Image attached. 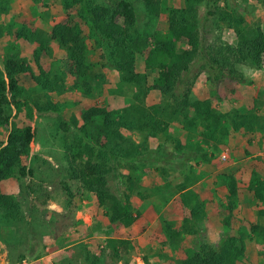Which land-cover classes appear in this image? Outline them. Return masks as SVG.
<instances>
[{
  "label": "trees",
  "instance_id": "16d2710c",
  "mask_svg": "<svg viewBox=\"0 0 264 264\" xmlns=\"http://www.w3.org/2000/svg\"><path fill=\"white\" fill-rule=\"evenodd\" d=\"M30 1L39 4L43 0ZM60 1L63 21L44 30L34 25V18L18 22L17 17H12L8 0H0V19L10 16L5 25L0 24V40L6 38L9 43L21 41L24 46H34L30 58L13 45L1 58L0 126H9L10 131L6 144L0 147V218L6 224L23 220L20 206L13 197L3 193L2 184L17 175H31L21 162L29 156L34 141L32 123L36 113L53 112L60 118L62 132H73L81 139L70 144V170L62 182L65 208L75 214L76 202L91 193L97 199V228L125 230L129 236L134 222L142 217L141 201L144 200L132 173L146 167L141 161L146 159L149 137H157L176 121L181 130L195 134L196 140L202 143L196 147L207 158L204 146L217 148L221 138L227 136L226 123L234 130L243 128L247 136L258 125L259 118L253 111L223 114L217 111L216 105L241 100L238 86L244 77L239 66L264 67V29L260 23L248 25L237 10L227 9L228 0H182L181 7L163 5L162 0H139L148 18L142 27L138 23V10L130 0H116L111 5L96 0ZM209 1L212 4L207 15L235 36L234 43L203 45L198 8ZM162 16L164 19L160 21ZM151 21H156L153 27H150ZM82 25L87 27V32L82 30ZM50 43L62 53L57 60ZM91 50L97 55L95 63L89 58ZM141 59L145 71L157 72L154 85L148 84L145 71L138 70ZM195 66L204 70L211 86L210 96L204 100L192 98L193 81L189 75ZM100 68L112 69L120 83L134 88L130 100L121 108L92 105L77 118L52 100L51 96L60 97L67 89H79L84 96L89 95V82L103 79ZM151 91L160 95V103L147 105ZM124 131L140 132L144 141L135 143ZM95 148L100 152L96 158ZM106 156L116 162L121 159L117 168L127 169L124 190L118 195L107 188L110 169L105 164ZM155 169L164 172L162 168ZM187 185L179 184L178 191L183 192ZM226 186L229 192L226 204H215L211 215L229 227L236 209L233 177L226 181ZM247 188L264 204V180L255 172L251 173ZM34 189L31 187V191ZM190 200L191 197H185V201H177L174 215L184 223L197 221L202 214L201 205L196 203L190 207ZM258 213L264 219V209ZM182 230L178 226L176 232L179 234ZM251 231L264 241V227L252 226ZM130 243L127 238L108 237L105 250L100 251L99 256L109 255L115 264H136ZM80 246L86 264H103L97 263L99 256L95 257L86 246ZM244 248L241 239L229 236L219 247L202 244L183 253L178 264H239ZM261 258L264 264V253ZM23 259L25 255L20 253L18 262Z\"/></svg>",
  "mask_w": 264,
  "mask_h": 264
},
{
  "label": "rangeland",
  "instance_id": "374dc122",
  "mask_svg": "<svg viewBox=\"0 0 264 264\" xmlns=\"http://www.w3.org/2000/svg\"><path fill=\"white\" fill-rule=\"evenodd\" d=\"M114 1L116 0H96L105 5H111ZM130 1L138 10L139 25L144 26L148 18L142 11L141 2ZM162 1L163 5L173 7H181L183 2ZM8 2L14 19L17 17L20 22L34 18V25L44 30L63 21L65 17L60 0H43L39 4L30 0ZM211 4V1L203 2L198 8L199 33L203 45H216L222 41L234 43L235 36L207 15ZM226 4L227 9L237 10L248 25L260 23L264 29L263 0H228ZM221 6H224V3H221ZM1 18L0 24L5 25L10 16ZM159 19L162 21L164 17ZM155 24L156 21H151L150 27ZM81 27L87 32L85 25ZM12 45L21 49L29 58L34 49V46H24L21 41L9 43L6 38L1 39V69V58ZM49 46L55 53L54 59L57 60L62 53L54 43ZM89 58L91 62L97 61V55L92 50ZM138 65V70L144 72L142 59ZM239 70L244 77L238 86L241 100L218 102L216 109L223 114L234 111L247 114L253 111L259 118L258 125L250 136H247L243 128L234 130L230 123H226L227 136L221 138L217 148L204 146L207 158L196 147L202 143L196 140L195 134L181 130L176 121L157 137H149L146 140V159L141 161L146 167L142 171L132 173L138 181V190L144 200L141 201L142 217L134 222L129 236L125 230L110 231L97 228V199L91 193L76 202L75 214L68 212L65 208L66 194L62 182H65L70 170V144L81 139L73 132L64 133L60 130V118L57 113H36L32 123L34 141L30 146L29 156L21 162L31 175H17L2 184L3 193L13 197L20 206L23 220L6 224L0 218V264H86L82 254L83 247L80 245L86 246L96 257L100 255V251L105 250L106 239L113 236L131 241L130 252L135 257L136 264H178L183 253L197 249L202 244L219 247L229 236L241 239L244 243V255L239 264H261L264 241L262 236L251 231V227H264V219L258 213L264 209V204L256 200L247 187L252 172L264 180V67L256 69L251 65H243L239 66ZM100 73L102 81L93 79L89 82V95L84 96L79 89H67L60 97L51 96L52 100L60 103V106L71 111L77 118L92 105L121 108L130 100L134 88L120 83L112 69L100 68ZM145 73L148 84L154 85L158 78L157 72ZM189 77L193 81L192 98L207 99L211 86L204 70L197 66L192 67ZM24 83H27L26 80ZM42 98L43 101L46 100L44 95ZM160 101V95L151 91L146 103L149 105ZM9 131V126H0V147L6 144ZM123 133L135 143L144 141L140 132ZM99 153L95 148V158ZM222 155L226 158L222 159ZM97 160L100 161L99 158ZM104 160L110 169L107 188L110 193L118 195L124 190L123 181L127 169L117 168L121 159L116 162L106 156ZM124 164L128 166L127 163ZM155 167L164 169V172L154 170ZM230 177H233L236 183V209L230 226L225 227L219 218L211 215V210L215 204H226L229 196L226 181L228 182ZM181 183L188 184V188L183 192H179L177 188ZM31 187L35 188L34 192ZM185 197H191L190 207L196 203L201 205L202 214L197 221L184 223L174 215L177 212V201H185ZM178 226L183 229L179 234L176 232ZM20 253L25 255V259L18 262ZM99 259L97 263H116L109 255L99 256Z\"/></svg>",
  "mask_w": 264,
  "mask_h": 264
},
{
  "label": "built area",
  "instance_id": "2783aa9c",
  "mask_svg": "<svg viewBox=\"0 0 264 264\" xmlns=\"http://www.w3.org/2000/svg\"><path fill=\"white\" fill-rule=\"evenodd\" d=\"M221 158H222V159H225L226 157H225V155H222Z\"/></svg>",
  "mask_w": 264,
  "mask_h": 264
}]
</instances>
